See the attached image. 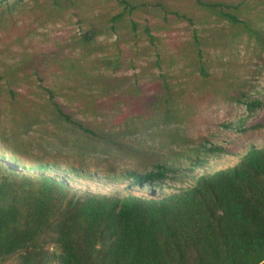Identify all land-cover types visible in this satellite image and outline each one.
Wrapping results in <instances>:
<instances>
[{"label":"rangeland","instance_id":"rangeland-1","mask_svg":"<svg viewBox=\"0 0 264 264\" xmlns=\"http://www.w3.org/2000/svg\"><path fill=\"white\" fill-rule=\"evenodd\" d=\"M25 1L28 5L15 13L17 25L8 26L13 32L0 30V74L19 68L21 80L15 88L22 94L17 102H11L6 80L0 82V142L4 131H19L23 112L39 110H26L27 99L41 103L48 89L76 117L116 132L126 131L127 125L145 127L144 118L135 119L130 114L136 113L145 97L163 88L165 80L175 90H184L180 101L183 122L124 136V141L137 151L131 157L100 152L83 160L72 135L60 132L51 123L34 127L22 136L23 145L9 148L29 165L47 153L38 149L40 146L53 142L56 146L49 149L51 153L45 159L51 166L43 170L30 167L33 172L71 180L75 187L86 191L162 198L191 187L203 175L235 166L250 149L264 146V50L247 34L235 38L238 29L201 8L197 0H129L146 6L119 22L121 29L85 47L80 40L90 27L113 24L111 18L122 10L117 0H74L75 7L59 12V16L50 12L54 0ZM204 1L223 3L230 11L237 7L241 19L264 31V0ZM130 19L141 25H160V32L154 34L158 37L155 44L142 33L143 27L136 35H127L131 27L124 25ZM30 27L36 29L33 41L15 42L17 32ZM194 29L206 43L201 48L207 77L196 65ZM55 56H59V65L55 64ZM70 64L86 69L87 74L72 71ZM119 78H131V82L124 90L107 94L104 83ZM225 93L231 98L224 100ZM253 101L262 105L250 108ZM59 134L69 137L67 146L58 143ZM212 147L216 150L208 152ZM158 161L175 165L180 181L150 186L127 178L134 172L147 173ZM71 166L76 171L71 172Z\"/></svg>","mask_w":264,"mask_h":264},{"label":"trees","instance_id":"trees-1","mask_svg":"<svg viewBox=\"0 0 264 264\" xmlns=\"http://www.w3.org/2000/svg\"><path fill=\"white\" fill-rule=\"evenodd\" d=\"M54 1L55 6L50 9L55 12L54 16L76 4L74 0ZM117 1L122 10L111 18L113 24L90 27L80 40L84 47L91 46L104 34L121 29L119 22L146 6L134 5L129 0ZM197 3L237 28L235 38L247 34L264 50V31L241 19L237 7L230 11L219 2L197 0ZM27 5L25 0H0V30L13 32L8 26L17 25L15 13ZM129 26L127 35L132 32L136 35L143 27L142 33L153 44L158 40L154 34L162 28L149 22L141 25L134 19L125 21L124 27ZM35 31L34 27L16 31L15 42H32ZM8 36L12 35L6 39ZM192 37L198 49L196 65L207 77L201 48L206 43L197 29L192 31ZM159 58L160 55L156 64ZM54 61L59 65V56ZM70 65L72 71L78 69V73L87 74L86 69ZM19 73L18 68L0 74V82L6 80L11 102H17L22 96L15 88L21 80ZM130 82L131 78L106 81L105 91L118 93ZM163 84L153 96L144 98L136 113L130 114L135 119L144 118L145 127L127 125V130L121 132L107 131L76 117L52 89H48V96L41 103L27 99L26 110L32 107L39 110L23 112L19 131L10 134L4 131L0 142L6 146L0 144V264H264V146L250 149L235 166L203 175L191 187L162 198L123 195L119 191H86L75 187L71 180L33 172L30 167L43 170L51 166L45 159L51 153L49 149L56 146L53 142L40 146L38 149L47 153L37 156L29 165L20 161L14 150L10 151L13 144L23 145L22 136L34 127L51 123L60 132L72 135L83 160L98 153L120 152L131 157L137 151L124 141V136L141 130L158 131L162 125L169 127L183 122L180 101L184 90H175L166 80ZM229 98L225 93L223 99ZM249 105L252 108L262 104L253 101ZM58 137L63 147L69 144V137L60 134ZM215 150L212 147L208 152ZM69 169L76 171L74 166ZM127 178L134 179L138 185L157 186L165 181L178 182L181 177L175 165L158 161L147 173L134 172Z\"/></svg>","mask_w":264,"mask_h":264}]
</instances>
